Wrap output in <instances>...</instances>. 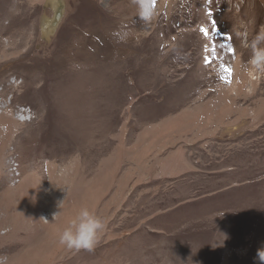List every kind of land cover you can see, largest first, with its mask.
<instances>
[{
    "label": "rangeland",
    "instance_id": "obj_1",
    "mask_svg": "<svg viewBox=\"0 0 264 264\" xmlns=\"http://www.w3.org/2000/svg\"><path fill=\"white\" fill-rule=\"evenodd\" d=\"M155 7L144 24L132 0H0L7 264H259L264 70L244 66L264 0ZM83 207L106 227L69 250Z\"/></svg>",
    "mask_w": 264,
    "mask_h": 264
},
{
    "label": "clouds",
    "instance_id": "obj_2",
    "mask_svg": "<svg viewBox=\"0 0 264 264\" xmlns=\"http://www.w3.org/2000/svg\"><path fill=\"white\" fill-rule=\"evenodd\" d=\"M132 3L136 6L139 20L144 24H148L154 18L156 14L155 0H132ZM237 35L240 34L237 33ZM248 46L251 49V56L244 66L245 70L247 71L249 66L257 70H264V25L260 26ZM59 213L54 214V217ZM105 227L103 219L87 207H83L71 220L69 226L60 233L59 243L69 250L92 251ZM7 260L6 256L0 257V264H7ZM256 260L259 264H264V246L257 250Z\"/></svg>",
    "mask_w": 264,
    "mask_h": 264
},
{
    "label": "water",
    "instance_id": "obj_3",
    "mask_svg": "<svg viewBox=\"0 0 264 264\" xmlns=\"http://www.w3.org/2000/svg\"><path fill=\"white\" fill-rule=\"evenodd\" d=\"M62 8H57V13H56V16H55V20L53 22L54 26H57L58 23L60 22L61 18H62Z\"/></svg>",
    "mask_w": 264,
    "mask_h": 264
},
{
    "label": "built area",
    "instance_id": "obj_4",
    "mask_svg": "<svg viewBox=\"0 0 264 264\" xmlns=\"http://www.w3.org/2000/svg\"><path fill=\"white\" fill-rule=\"evenodd\" d=\"M21 116H23V121H30L31 119V113L28 112L26 115L22 114Z\"/></svg>",
    "mask_w": 264,
    "mask_h": 264
}]
</instances>
